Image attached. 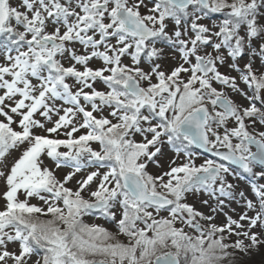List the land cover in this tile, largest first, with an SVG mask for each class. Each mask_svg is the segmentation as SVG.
Returning <instances> with one entry per match:
<instances>
[{"label": "snow or ice", "instance_id": "1", "mask_svg": "<svg viewBox=\"0 0 264 264\" xmlns=\"http://www.w3.org/2000/svg\"><path fill=\"white\" fill-rule=\"evenodd\" d=\"M256 254L264 0H0V264Z\"/></svg>", "mask_w": 264, "mask_h": 264}, {"label": "rangeland", "instance_id": "2", "mask_svg": "<svg viewBox=\"0 0 264 264\" xmlns=\"http://www.w3.org/2000/svg\"><path fill=\"white\" fill-rule=\"evenodd\" d=\"M93 146L96 147V145H93ZM192 150L194 152L199 153V155L197 156V163H201L204 159H216V158H213L211 156H208L205 153H202V152L196 150L195 147H193ZM253 151H255L254 148H253ZM150 170L155 171L154 167H151ZM65 171H67V169L58 171V175L62 176ZM238 183H240L241 186H244V184H246V181H240ZM73 185H74V182H73V184H70L69 186H73ZM205 198H207V197H205ZM190 201L193 202L194 205L196 207H198L200 210L205 211L206 213L208 212L207 206H205L201 203L200 195L190 197ZM32 203H42V202L37 201V200H32ZM211 203H214V202H211ZM232 207L236 208L237 212H239L241 210L239 208V206L236 204H233ZM82 219L85 223H88V224L95 223V224L103 225L104 227H107L109 230L115 231L114 225L111 222L107 221L103 216H101L99 212L87 214ZM120 239L124 240L126 242V237L121 236ZM249 264H264V255H262V254L254 255L250 259Z\"/></svg>", "mask_w": 264, "mask_h": 264}, {"label": "water", "instance_id": "3", "mask_svg": "<svg viewBox=\"0 0 264 264\" xmlns=\"http://www.w3.org/2000/svg\"><path fill=\"white\" fill-rule=\"evenodd\" d=\"M199 151H201V152H203V153H205V154H207L208 156H212V157H214V158H217V157H215L212 153H207V152H204V150H202V149H198ZM254 150H255V148H254ZM218 159V158H217Z\"/></svg>", "mask_w": 264, "mask_h": 264}, {"label": "trees", "instance_id": "4", "mask_svg": "<svg viewBox=\"0 0 264 264\" xmlns=\"http://www.w3.org/2000/svg\"><path fill=\"white\" fill-rule=\"evenodd\" d=\"M42 218H45L46 219V218H49V217H42Z\"/></svg>", "mask_w": 264, "mask_h": 264}]
</instances>
